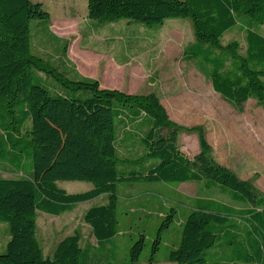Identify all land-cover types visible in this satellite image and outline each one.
I'll return each mask as SVG.
<instances>
[{"label":"trees","instance_id":"obj_1","mask_svg":"<svg viewBox=\"0 0 264 264\" xmlns=\"http://www.w3.org/2000/svg\"><path fill=\"white\" fill-rule=\"evenodd\" d=\"M248 15L247 47L224 33ZM88 15L97 19L128 18L147 25L167 18L190 17L195 39L183 52L197 60L216 92L242 110L255 99L264 109V0H88ZM43 2L0 0V161L25 166L28 176H0V221L9 224L11 238L0 264H105L115 252L106 242L117 234L118 188L122 183L188 182L205 189L230 192L237 208L201 199L183 223L181 240L170 250L175 264H264V196L213 155L203 126L174 121L159 95L107 88L93 77H71L33 52V20L50 23ZM67 45L64 46L66 52ZM39 71L53 77L61 91L53 92ZM139 122V123H136ZM146 126L139 137L143 152L135 158L119 154V125ZM196 130L200 151L190 157L179 145L182 131ZM143 164L145 170L119 172L118 165ZM90 181L93 188L70 193L58 181ZM107 194L108 202L90 207L84 221L97 245H82L79 230L61 239L52 256H45L37 232L38 211L60 215L76 204ZM168 213L152 242L149 264L160 250L162 232L174 220ZM146 236L132 244L129 264H137ZM229 251V261H210L208 250Z\"/></svg>","mask_w":264,"mask_h":264},{"label":"rangeland","instance_id":"obj_2","mask_svg":"<svg viewBox=\"0 0 264 264\" xmlns=\"http://www.w3.org/2000/svg\"><path fill=\"white\" fill-rule=\"evenodd\" d=\"M43 2L50 11L52 21L65 25V32L58 33L43 21L33 20V52L44 57L52 65L64 68L63 60L67 57L64 46L72 43L76 51L79 48L97 51L100 36L118 34L121 38L114 42L104 39L107 45L122 47L126 72L118 74L110 82L101 86H115L130 93L146 94L156 92L161 98L170 117L181 125L204 127L206 137L213 148L214 157L231 168L241 178L250 180L264 196V109L255 99L248 100L239 110L215 91L197 60H186L183 52L194 41L195 34L190 17L167 18L163 24L147 25L128 19H97L88 15V0H35ZM74 15L75 24L67 25ZM248 15H239L238 23L223 35L224 43L230 39L240 42L241 51L247 47L246 31L243 26L249 24ZM43 28V29H41ZM255 28L264 34V23H256ZM55 32V33H54ZM140 38L138 41L136 38ZM117 39V40H116ZM102 42V43H103ZM141 67L138 73L131 75L130 69ZM69 70L68 75L78 77ZM44 82L53 92H60L59 84L44 71H39ZM89 77V76H85ZM139 123V122H136ZM127 128L119 125L118 149L122 158H135L143 152L140 136L146 126L136 124ZM180 148L190 157L200 151L199 134L196 130L182 131L179 136ZM31 161L25 166H15L0 161V176L14 178L28 176ZM143 164L129 165L120 163L119 172L142 171ZM61 188L70 193L83 192L93 188L90 181H58ZM118 226L117 234L106 242V250L114 253L111 263L129 264V251L141 234L146 236V248L137 264H149L152 242L165 216L175 209L174 220L162 232L160 250L153 264H175L168 259L171 249L177 247L181 240L183 223L189 212L201 199H211L230 204L237 208L244 204L236 203L220 188L205 189L201 183L188 182H134L122 183L118 188ZM108 202L107 194L80 202L72 211L54 215L38 211L37 236L45 256H52L57 243L65 236L79 230L82 245L94 250L96 238L92 227L84 221L86 211L95 205ZM11 238L9 224L0 221V253L6 251ZM205 257L210 261H229V251L220 248L208 250Z\"/></svg>","mask_w":264,"mask_h":264},{"label":"crops","instance_id":"obj_3","mask_svg":"<svg viewBox=\"0 0 264 264\" xmlns=\"http://www.w3.org/2000/svg\"><path fill=\"white\" fill-rule=\"evenodd\" d=\"M69 13L68 15H70ZM76 17L71 14V17L68 19L67 25L75 24ZM65 25L60 21H52V15L50 19V26L54 28L58 33L65 32ZM43 29V28H41ZM55 33V32H54ZM122 31L120 32V37L118 34H105L100 36L99 40L100 47L97 51L88 50L86 48H79L80 51H76L74 45L72 43L68 46L65 54L67 57L63 60L64 68L67 71H74L75 75L79 76H89L93 77V79H97L100 83L110 82L114 79V76L121 74L122 76L126 72V64H131L132 62H124L123 59L128 55H123L122 47L119 48L114 46L113 44L107 45V42H103L104 39H109L111 42H114L115 38L122 37ZM137 41L140 38H136ZM117 40V39H116ZM103 42V43H102ZM137 68L132 67L130 69L131 75L137 74L138 69L141 67L138 64H134ZM107 88H118L115 86H108Z\"/></svg>","mask_w":264,"mask_h":264}]
</instances>
